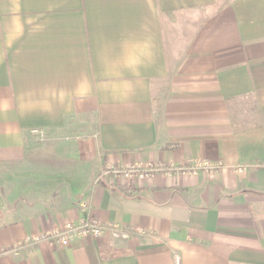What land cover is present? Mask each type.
<instances>
[{
  "label": "crops",
  "instance_id": "obj_1",
  "mask_svg": "<svg viewBox=\"0 0 264 264\" xmlns=\"http://www.w3.org/2000/svg\"><path fill=\"white\" fill-rule=\"evenodd\" d=\"M0 264H264V0H0Z\"/></svg>",
  "mask_w": 264,
  "mask_h": 264
},
{
  "label": "built area",
  "instance_id": "obj_2",
  "mask_svg": "<svg viewBox=\"0 0 264 264\" xmlns=\"http://www.w3.org/2000/svg\"><path fill=\"white\" fill-rule=\"evenodd\" d=\"M221 164H215L207 159H199L191 164H161V163H131L124 166H108L104 172V175L111 174L113 177L123 176L128 182L136 180H148L155 177L156 174H163L165 176H172L177 172L185 174H197L199 171L204 170L212 173ZM86 207L87 204H82ZM106 231H110L114 237L127 239L131 235L129 229L122 228L115 224H104L100 220L93 218L90 215H86L81 219V222L76 224L68 222L63 228L55 229L45 234L34 235L25 242L17 245V249L22 248L28 243H38L43 240H57L61 245L65 246L70 243V239L73 235L77 236H93L100 237Z\"/></svg>",
  "mask_w": 264,
  "mask_h": 264
}]
</instances>
